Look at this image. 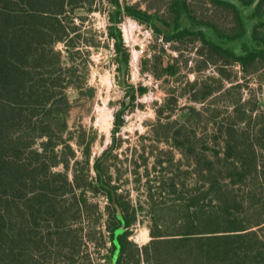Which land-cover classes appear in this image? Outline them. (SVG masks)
Returning a JSON list of instances; mask_svg holds the SVG:
<instances>
[{"label":"trees","instance_id":"trees-1","mask_svg":"<svg viewBox=\"0 0 264 264\" xmlns=\"http://www.w3.org/2000/svg\"><path fill=\"white\" fill-rule=\"evenodd\" d=\"M141 1L146 7L107 0L106 36L119 69L125 71L129 59L120 28L124 16L150 26L162 44L193 46L200 41L198 71L219 58L225 63L217 77L207 74L186 81V94L168 91L155 105L156 118L148 129L151 144L139 153L134 149V181L140 182L144 174L145 188L142 198L133 201L127 191H118L113 165L107 163L124 108L114 113L113 142L94 158V176L77 167L71 177L68 174L76 156L71 141L82 153L81 160L73 161L77 166L88 165L93 140L86 139L80 125L75 134L69 124L78 98L94 93L85 77L89 51L83 59L80 47L99 44L81 31L86 17L74 15L77 9L100 11L97 0H0V264H70L86 239L98 250L104 248L99 257L112 264L113 234L120 224L117 208L126 229L138 212L146 211L150 239L137 246L124 230L118 235L116 264H264V106L256 99L240 103L238 96L228 97L231 88L222 81L232 79L225 68L233 62L248 74L264 61V31L261 36L254 26L264 19L243 22L232 4L236 0H210L235 10L237 23L248 35L241 41L199 13L197 0ZM254 1L248 5L252 11L263 0L252 5ZM58 43L64 48H57ZM164 52L162 46L143 59L142 70L157 78L178 74L180 57L164 59ZM223 91L231 110L214 103ZM184 95L200 105L178 107L185 113L173 119L171 112ZM127 96L132 99V89ZM157 142L166 146L160 148ZM141 164H149L143 174L137 173ZM60 165L62 169H56ZM88 191L106 197L107 218L101 227L94 218L82 235L83 228L73 227L72 221L98 210L97 203L88 200ZM82 258L92 264L89 253Z\"/></svg>","mask_w":264,"mask_h":264},{"label":"rangeland","instance_id":"rangeland-1","mask_svg":"<svg viewBox=\"0 0 264 264\" xmlns=\"http://www.w3.org/2000/svg\"><path fill=\"white\" fill-rule=\"evenodd\" d=\"M128 3L140 2V6L146 7L145 3L141 0H122ZM243 7H249L251 0H238ZM196 6L198 12L202 15L213 20L218 28L226 30L231 34H236L238 38H242L241 41L247 38L242 31L244 29L237 23L238 17L233 8L227 5L214 6L210 0H197ZM96 5L100 8V11L86 12L84 9H77L75 15L85 16V20L81 25V31L83 34L95 41H98L96 47H89L83 45L80 47L83 50L82 58L86 56L85 51H89L88 70L86 72L87 84L91 86L94 93L91 98H87L86 95L78 98V106H75L69 115V124L71 130L77 134L79 125L86 133V139L90 136L93 140L90 143L89 160L88 165L83 163L74 166V159L81 160L82 153L80 147L72 140V146L75 152V158L71 159L68 170L69 177H71L73 171L78 168L83 174L88 176H94L95 172L92 168L94 158L98 156L103 149L109 146L112 142V128L114 121V113L119 109L124 108L122 112L123 124L115 132L116 145L112 149V156L109 157L107 162L112 168L111 174L114 177V182L119 184L118 191L120 193H129L130 199L133 201L140 196L144 195L145 181L144 171L148 165H140L137 173L141 174V181H134V172L132 170V163L136 152L139 153L142 147L151 144L148 137L149 124L156 118L155 105H158L168 95V91L175 90V93H187V90H183L186 81H193L195 79H202L205 75L211 74L215 77L219 75L217 69L224 65V60L219 58L215 64H209L201 71L197 70L198 61L201 59L198 54L197 48L200 46V41H196L195 45L188 43L175 44L174 42L161 43V39L155 40L153 31L150 26L140 23L134 18L124 16L120 23L122 38L125 46L129 52V59L127 68L122 71L118 68V62L115 59L116 52L113 47L112 40L106 36L107 14L109 5L107 0H97ZM157 5V4H156ZM234 7V6H233ZM235 8V7H234ZM236 9V8H235ZM250 9V7H249ZM240 20L243 22L252 23L264 19V0L260 3L259 7L255 11H247L244 14L242 10L236 9ZM76 21H78L76 19ZM78 23V22H77ZM254 22L255 29L259 35L262 36L264 31V21L261 23ZM246 36V37H245ZM237 38V39H238ZM236 39V40H237ZM234 40V41H236ZM178 45V47H175ZM246 45V44H245ZM164 47V59L170 57H180V71L174 76L162 75L161 77H155L146 70H142L143 59H148L153 56L158 48ZM57 48L63 49L62 43L57 44ZM256 71L245 74L242 66L238 62H233L227 65L230 72L231 80L224 78L223 85L225 88L230 87V98L234 96L239 97V102L242 103L246 100L256 99L257 103L264 106V61H259L254 65ZM155 68V67H154ZM157 70V69H156ZM227 71V72H228ZM127 84L128 86H126ZM143 87V92L139 91V88ZM132 89V99L129 98L128 103L124 107L125 99L128 94V89ZM181 91V92H180ZM72 96L74 92L69 91ZM226 94L225 91L216 95V103L222 110H231L233 104L225 105V100H228L227 96H221ZM220 95V96H219ZM219 96V97H218ZM211 99V98H210ZM208 99L206 103L211 100ZM194 104L199 106V103H193L189 101L187 96L180 97L178 100V106L172 113V118H179L184 115V111L178 107L183 105ZM180 117V118H182ZM201 129L197 128V135L201 137ZM158 147L164 148L166 146L163 142L156 143ZM116 155V158H113ZM178 156V155H177ZM56 169H62V166H58ZM152 171V169H150ZM153 172V171H152ZM118 177V179L116 178ZM86 196L90 202H96L98 210L94 214L85 213L81 214V217H77L72 221L73 227H81L82 235L86 234V230L91 227L93 219L96 220V226L101 227L105 223L107 218L105 206L108 203L105 196L98 194L94 196L90 191L86 193ZM149 223L148 214L146 211L137 213V220L131 224L125 231L128 232V239L142 246L149 239L147 225ZM84 244L81 247L82 253L75 256V261L70 264H89L86 259L82 258L86 253L90 254L92 264H106L101 259L100 253L105 252L104 248L97 249L93 241L86 239L83 240ZM81 257V258H80Z\"/></svg>","mask_w":264,"mask_h":264},{"label":"water","instance_id":"water-1","mask_svg":"<svg viewBox=\"0 0 264 264\" xmlns=\"http://www.w3.org/2000/svg\"><path fill=\"white\" fill-rule=\"evenodd\" d=\"M229 1H233V0H229ZM257 0L254 1V3L252 5H254L256 3ZM129 100V96L126 97L125 102L128 103ZM116 216L120 221L119 226L114 230V234H113V244H114V251L111 257V263L112 264H116V260L117 257L119 255V250H120V243L118 241V235L123 233V231L125 230V221L123 218V215L120 211L119 208L116 209Z\"/></svg>","mask_w":264,"mask_h":264},{"label":"flooded vegetation","instance_id":"flooded-vegetation-1","mask_svg":"<svg viewBox=\"0 0 264 264\" xmlns=\"http://www.w3.org/2000/svg\"><path fill=\"white\" fill-rule=\"evenodd\" d=\"M233 5H234V7L236 8V9H239V10H242L243 12V14L245 13V12H251L252 10H253V8L252 7H250V9H249V7H243L241 4H240V2L238 1V0H236L234 3H232ZM248 26V25H247ZM130 98V97H129Z\"/></svg>","mask_w":264,"mask_h":264}]
</instances>
